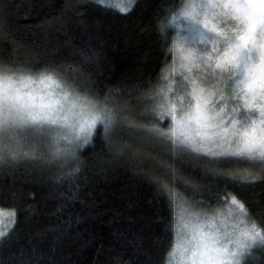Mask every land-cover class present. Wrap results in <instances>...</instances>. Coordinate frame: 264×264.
<instances>
[{
    "label": "trees",
    "instance_id": "obj_1",
    "mask_svg": "<svg viewBox=\"0 0 264 264\" xmlns=\"http://www.w3.org/2000/svg\"><path fill=\"white\" fill-rule=\"evenodd\" d=\"M181 6L133 0L120 12L97 0H0V66L55 74L116 120L72 157L32 141L24 150L32 154L0 163V211L15 212L14 224L0 218V264H168L176 236L162 184L199 211L235 195L264 228V166L173 152L139 127L157 123L164 77L173 90L180 81L170 49ZM242 264H264V246Z\"/></svg>",
    "mask_w": 264,
    "mask_h": 264
},
{
    "label": "snow or ice",
    "instance_id": "obj_2",
    "mask_svg": "<svg viewBox=\"0 0 264 264\" xmlns=\"http://www.w3.org/2000/svg\"><path fill=\"white\" fill-rule=\"evenodd\" d=\"M132 2L107 0V6L125 12ZM180 2L173 21L181 16L195 21L188 26L193 42L173 46L170 56L179 53L185 72L175 91L164 77L166 90H159L161 102L152 109L157 123L139 127L173 152L264 166V0ZM164 119L166 130L157 126ZM115 123L111 110L79 96L55 74L0 66V163L32 154L23 150L31 141L47 142L53 158L72 157L75 148L91 142L98 125L107 134ZM161 187L177 237L168 264H241L252 248L264 246V228L250 220L235 195L224 199L234 222L218 226L223 214L193 211L174 189ZM2 216L15 223V212L0 211ZM6 234L0 230V237Z\"/></svg>",
    "mask_w": 264,
    "mask_h": 264
},
{
    "label": "rangeland",
    "instance_id": "obj_3",
    "mask_svg": "<svg viewBox=\"0 0 264 264\" xmlns=\"http://www.w3.org/2000/svg\"><path fill=\"white\" fill-rule=\"evenodd\" d=\"M117 2H119V3H121L123 5V0H117ZM198 2H199V0H198ZM105 4H107V0H106ZM173 23H174V27L176 28V31H177L176 48H186V47H188L193 42V37H192L191 33L188 30V26H189V24L195 25V21L192 18H190V17L186 18V17H182L181 16V17H178L177 19H175L173 21ZM199 27L203 28V25L200 24ZM177 56L179 57V53H177ZM172 72H174V71L172 70ZM175 72L181 74L182 72H185V69H182L180 67V64L178 63V66L175 68ZM179 83H180V81H179ZM179 83H177L176 89L178 88ZM176 89L174 88L173 91H175ZM32 144H33V142L31 141V145ZM27 149L33 150L32 147H25L23 150H27ZM181 202L183 203L184 201H181ZM190 208H191V210L201 212L202 214L203 213H207L209 215V217H211L215 213L223 214L222 216H217V218H216V223H217L218 226H220V225H222L224 223L231 224V223L234 222V216L233 217H229L228 216V205L227 204H225L221 208H214V209H212L210 211H199V210L194 209L192 206H190ZM2 212L7 213L6 211H2ZM0 218L4 219L6 221V223L9 222V220H10V218L7 217V216H2ZM6 223L3 222V224H0V230H2V229L5 230V228H6L5 224ZM176 240H177V237H176ZM246 255H245V257H246ZM244 258L242 259L241 264H242Z\"/></svg>",
    "mask_w": 264,
    "mask_h": 264
},
{
    "label": "bare ground",
    "instance_id": "obj_4",
    "mask_svg": "<svg viewBox=\"0 0 264 264\" xmlns=\"http://www.w3.org/2000/svg\"><path fill=\"white\" fill-rule=\"evenodd\" d=\"M80 148V147H79ZM79 148H75L74 151L76 152Z\"/></svg>",
    "mask_w": 264,
    "mask_h": 264
}]
</instances>
